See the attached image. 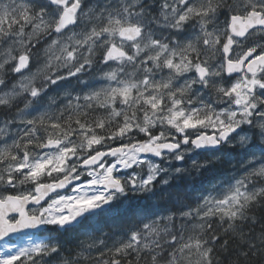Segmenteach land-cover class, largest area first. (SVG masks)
<instances>
[{"label": "snow or ice", "instance_id": "obj_1", "mask_svg": "<svg viewBox=\"0 0 264 264\" xmlns=\"http://www.w3.org/2000/svg\"><path fill=\"white\" fill-rule=\"evenodd\" d=\"M0 264H264V0H0Z\"/></svg>", "mask_w": 264, "mask_h": 264}, {"label": "flooded vegetation", "instance_id": "obj_2", "mask_svg": "<svg viewBox=\"0 0 264 264\" xmlns=\"http://www.w3.org/2000/svg\"><path fill=\"white\" fill-rule=\"evenodd\" d=\"M34 69V68H33ZM240 160H241V157L239 156H236L232 161L231 163H228V162H224V163H218L216 165V171L215 172H208L207 174L203 175L202 177H197L195 180H189V179H185L184 183L185 184H192L194 185L195 187L197 188H203V184L205 183V180L207 179L208 177V182H215L217 177L219 176V173H218V170H220V168L224 167V166H227L229 165L231 170H230V174H232L233 172L239 174V171H240V167H239V164H240ZM190 163V161H189ZM233 171V172H232ZM136 203L138 204H141V205H144L146 203H148L147 201V198L146 197H135L134 198ZM107 222V221H106ZM105 222V223H106ZM107 227H105L106 229Z\"/></svg>", "mask_w": 264, "mask_h": 264}, {"label": "trees", "instance_id": "obj_3", "mask_svg": "<svg viewBox=\"0 0 264 264\" xmlns=\"http://www.w3.org/2000/svg\"><path fill=\"white\" fill-rule=\"evenodd\" d=\"M230 170H231V168L229 165L220 168V170H218L219 176L220 175H230ZM207 179H208V177H207ZM207 179L205 180V183L203 184V188L208 187V185L211 183L210 181L208 182ZM156 199H158V196L156 197ZM110 223H111V221L106 222V224H110ZM105 231H107V228L105 229Z\"/></svg>", "mask_w": 264, "mask_h": 264}, {"label": "rangeland", "instance_id": "obj_4", "mask_svg": "<svg viewBox=\"0 0 264 264\" xmlns=\"http://www.w3.org/2000/svg\"><path fill=\"white\" fill-rule=\"evenodd\" d=\"M33 71H35V68L33 69Z\"/></svg>", "mask_w": 264, "mask_h": 264}, {"label": "bare ground", "instance_id": "obj_5", "mask_svg": "<svg viewBox=\"0 0 264 264\" xmlns=\"http://www.w3.org/2000/svg\"><path fill=\"white\" fill-rule=\"evenodd\" d=\"M233 172V171H232ZM187 185V184H186Z\"/></svg>", "mask_w": 264, "mask_h": 264}]
</instances>
